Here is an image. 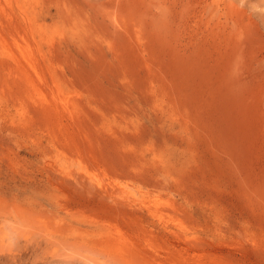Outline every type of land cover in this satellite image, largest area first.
I'll use <instances>...</instances> for the list:
<instances>
[{
    "label": "rangeland",
    "instance_id": "374dc122",
    "mask_svg": "<svg viewBox=\"0 0 264 264\" xmlns=\"http://www.w3.org/2000/svg\"><path fill=\"white\" fill-rule=\"evenodd\" d=\"M236 2L0 0V196L124 264H264V17Z\"/></svg>",
    "mask_w": 264,
    "mask_h": 264
},
{
    "label": "clouds",
    "instance_id": "9594fccd",
    "mask_svg": "<svg viewBox=\"0 0 264 264\" xmlns=\"http://www.w3.org/2000/svg\"><path fill=\"white\" fill-rule=\"evenodd\" d=\"M236 5L247 6L257 19L264 17V0H237ZM242 63L239 56L237 76ZM44 201L56 203L50 194L36 189L16 187L10 195L0 196V264H124L118 252L101 243L107 236L100 226L66 213L53 214L51 208L42 207ZM45 211L49 219L41 223L38 217ZM55 219L62 222L53 224Z\"/></svg>",
    "mask_w": 264,
    "mask_h": 264
}]
</instances>
